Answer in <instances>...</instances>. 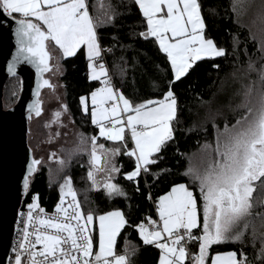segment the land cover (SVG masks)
<instances>
[{"label":"snow or ice","instance_id":"1","mask_svg":"<svg viewBox=\"0 0 264 264\" xmlns=\"http://www.w3.org/2000/svg\"><path fill=\"white\" fill-rule=\"evenodd\" d=\"M133 2L146 22V31L140 36L145 40L155 39L173 73L163 99L135 104L113 87L105 65L99 62L103 49L97 30L116 14L109 0H96L94 5H90L89 0H0V12L13 18L17 25V52L8 67L12 75H15L16 65L23 62L32 64L41 77L49 71L52 58L49 42L59 49L63 58L86 50L89 79L103 86L90 97L91 121L99 135L90 138L81 135L80 144H90L88 180L93 188H99L101 182L97 176L104 173L103 189L110 197L125 195L112 182L118 171L114 157L120 154V147L109 149L97 141L103 138L119 144L125 148L127 156L134 158L135 169L125 177L128 181H137L142 173L151 174L150 166L163 158L161 153L175 140L179 123L178 99L171 85L187 76L197 62L227 55L224 48L206 36L201 0ZM247 2L236 0L237 4ZM90 7L96 8L95 16ZM253 24L260 32V51L264 52V15H258ZM247 71H256L251 62ZM259 76L264 85V67ZM40 87L53 86L42 79L37 99L29 108L36 117L42 115ZM242 87L243 99L237 107L243 114L231 126L225 124L222 131L217 129L214 148L205 144L202 149L208 152L211 148L214 158H210L203 169L190 164L184 173L198 183L202 205L198 206L196 196L187 185H175L159 198V222L148 219L147 224L141 223L136 229L144 245L159 250L158 264H186L187 261L191 264H250L246 255L236 251L210 254L213 246L243 243L248 229L253 227L254 216L264 223V213L253 211L256 201L264 196V86ZM80 104L88 114V98L82 97ZM61 116L62 112L56 111L45 127L60 126ZM129 134L134 145L131 150L127 147ZM39 163L32 160L29 177ZM59 163L63 166L65 161ZM28 187L26 178L24 188ZM94 219L99 222L97 251H94L91 227ZM21 224L14 264H130L128 255L116 251L117 238L127 225L124 214L112 211L95 217L92 211L85 213L70 179L61 187L54 216H48L39 206L38 197H33ZM194 230H199V234ZM191 242L198 243L196 254L188 250ZM261 257L264 258V249Z\"/></svg>","mask_w":264,"mask_h":264},{"label":"trees","instance_id":"2","mask_svg":"<svg viewBox=\"0 0 264 264\" xmlns=\"http://www.w3.org/2000/svg\"><path fill=\"white\" fill-rule=\"evenodd\" d=\"M115 9L111 21L97 30L101 47L110 49L106 57L108 70L115 89L122 92L134 104L149 99L160 100L169 90L172 81L170 65L157 47L154 38L145 40L140 33L146 31L144 21L133 0H109ZM202 15L206 22V36L218 47L226 50L225 57L197 62L189 74L171 85L179 105V123L176 124L175 140L162 151L159 163L150 166L151 174L144 179L128 181L123 176L134 169V160L125 154V148L119 144L99 139L106 147H120L117 155V176L114 182L125 193L124 196H108L102 190H94L88 180V152L90 144L81 145L80 136H96V127L90 124L89 112H82L80 99L102 87L99 81L89 79V61L83 49L75 56L63 58L56 48L50 47L58 55L60 68L59 82L62 86L64 105L78 129V140L73 147L63 148L65 165L59 179L49 185L46 167H40L30 177L28 189H24L20 206L36 194L38 204L44 210L53 209L57 202V188L66 179L72 181L78 200L85 213L92 211L95 217L112 211H120L127 221L126 227L117 238L116 251L130 257V264H157L159 251L151 245H144L135 227L152 215L151 201L166 193L172 186L184 183L189 188L185 176L187 155L197 151L202 144L212 141L217 129L231 124L243 114V110L232 111V106L214 109L211 101L220 83L234 72L246 74L251 85L264 67V52L260 51L261 40L258 37L254 18L260 15L264 0H248L237 4L236 0H201ZM90 5L96 0H89ZM95 16L96 8L90 7ZM16 18H19L18 16ZM252 63L256 71L248 72ZM219 65V67H214ZM21 88L19 77L8 78L3 85L2 104L7 108L17 100ZM128 150L130 143L128 141ZM70 152L69 154H66ZM194 191V189H193ZM196 195V192L194 191ZM256 194H254L255 196ZM199 206V199L196 195ZM255 212L264 213V196L256 201ZM253 227L249 228L243 243L213 246L210 254L236 251L246 255L250 264H264L261 250L264 249V223L259 217L252 218ZM94 246L96 225L92 226ZM199 234V230H194ZM192 254L198 252V243H189ZM186 264H189L187 261Z\"/></svg>","mask_w":264,"mask_h":264},{"label":"rangeland","instance_id":"3","mask_svg":"<svg viewBox=\"0 0 264 264\" xmlns=\"http://www.w3.org/2000/svg\"><path fill=\"white\" fill-rule=\"evenodd\" d=\"M260 15H264V7ZM256 19L257 17L254 18V20ZM257 32L259 33L258 37L261 40V35H260L258 28H257ZM48 50L50 51L52 58L49 61L50 70L44 75V77L50 82V84L53 87H46L40 91L39 99L41 101V106H42V115L40 117H36L33 114L30 115L31 118H29L28 123H27L26 142H27L28 148L30 149L32 158L40 161V163L37 165L36 171H38L40 167H46L48 184L53 185V183L59 179L61 172L64 169L65 164L62 166L59 163V161L61 160L65 161L64 159L65 153L62 152L63 148L73 147V144L75 143V141L78 140V129L76 128L73 121L71 120L68 112L67 111L64 112L65 105H64V99H63V91H62L61 83L59 82L60 68L58 65V55L55 51H53L50 45L48 46ZM247 74L248 73L243 74L240 72H234L233 74L226 77L220 83L214 95V98L211 101V107L214 109H217V108H221L222 106H226V105L228 106V103H230L229 105L232 106V109H230L232 113L233 111L242 110V109H239L237 106L241 103L243 99L242 93L244 89L242 86H247L246 85L247 83L246 75ZM253 80L254 82L251 85L255 89H259L262 86H264L262 85V82L260 81V76L254 78ZM91 93L87 97L90 124H92L91 100H90ZM80 106H81L82 112H84L83 106L81 104ZM56 111L62 112L61 125L60 126L53 125L51 128H46L45 124H47L53 119L54 113ZM238 118L239 117H237L234 121H232V123L229 124V126L234 124ZM223 128L220 130L222 131ZM57 132L59 133V136L55 135V133ZM216 135H217V131L214 133L212 141L210 140L209 142L202 144V146L197 151H194L193 153L187 155V158H186L187 164H186L185 172L189 168L190 164L193 167L201 168V169L207 167L209 159L214 158L215 156V153L211 152V148L215 147ZM49 137H51V140L49 139ZM205 144H208L211 146L208 152H205L202 150ZM209 152H211V157L209 156ZM69 153L70 152L66 154H69ZM88 163H89V157H88ZM89 170H90V165H89ZM114 176L116 178L117 174L115 173ZM185 176H186L188 183L193 186V189L196 192V195L199 199V206L202 205V198L200 197L198 183L194 181L191 176H188V175H185ZM97 179L101 182L100 187L93 188V189L102 190L103 192L106 193V191L103 189V182L106 180L105 174L99 173L97 176ZM114 180L115 179L112 180L113 183H114ZM30 181H31V178H29V182ZM64 182L62 181L56 190L57 198H58L57 200H60L61 187L63 186ZM189 189L193 191V189L191 188ZM166 193H168V191ZM33 197H37L36 194L31 195L26 200L24 204L25 211L28 210V205L33 203ZM157 203L158 202L156 201L155 203L156 206H157ZM201 218H202V215H201ZM218 253H224V252H218Z\"/></svg>","mask_w":264,"mask_h":264},{"label":"water","instance_id":"4","mask_svg":"<svg viewBox=\"0 0 264 264\" xmlns=\"http://www.w3.org/2000/svg\"><path fill=\"white\" fill-rule=\"evenodd\" d=\"M16 27L13 18L0 12V264H8L13 224L25 189L24 181L30 178L33 158L26 142L27 123L32 114L29 108L48 72L41 77L27 62L16 65L15 75L8 71L17 52ZM10 77H19L21 88L16 102L3 108V85ZM43 88L46 87L39 90Z\"/></svg>","mask_w":264,"mask_h":264},{"label":"built area","instance_id":"5","mask_svg":"<svg viewBox=\"0 0 264 264\" xmlns=\"http://www.w3.org/2000/svg\"><path fill=\"white\" fill-rule=\"evenodd\" d=\"M103 49L102 53H101V56H102V59L99 61L100 63H103L108 71V74L110 76V73H109V70H108V65H107V62H106V57L107 55L110 53V49L107 48V47H101ZM111 77V76H110ZM113 85V84H112ZM103 86V85H102ZM114 87V86H113ZM144 173H142L140 175V177L142 179H144ZM60 202V200H58L57 204ZM56 204V206H57ZM56 206L51 209V210H45V212L47 213L48 216H54L55 215V208ZM151 207H152V215L149 216V217H146V219L141 222V223H145L147 224V221L148 219H152V220H155L157 222H159V218L156 216V212H157V208H156V205L151 201ZM27 211L24 210V206H19V208L17 209V213H16V217H15V221H14V224H13V234H12V238H11V246H10V253H9V260H8V264H14V258H15V252L16 250L18 249V246H17V241L20 239V236H21V228H22V224H21V220L22 219H25L26 218V215H27ZM139 223L135 229H137V227L141 224ZM138 233V232H137ZM139 235V234H138ZM140 237V236H139ZM152 246V245H151ZM154 247V246H152ZM188 247V250H189V244L187 245ZM155 248V247H154ZM157 249V248H155ZM158 250V249H157ZM190 252V251H189ZM191 253V252H190ZM189 264H191L190 261H188Z\"/></svg>","mask_w":264,"mask_h":264},{"label":"crops","instance_id":"6","mask_svg":"<svg viewBox=\"0 0 264 264\" xmlns=\"http://www.w3.org/2000/svg\"><path fill=\"white\" fill-rule=\"evenodd\" d=\"M138 7V6H137ZM142 15V14H141ZM155 40V39H154ZM49 43H51V42H49ZM52 44V43H51ZM157 44V43H156ZM53 45V44H52ZM54 46V45H53ZM157 47H158V49H159V46H158V44H157ZM57 50V52L59 53V55H61L62 56V53L59 51V49H56ZM84 51V54H85V57L87 58V56H86V50H83ZM162 53V52H161ZM163 54V53H162ZM164 56H165V54H164ZM166 57V56H165ZM167 59V58H166ZM168 61V60H167ZM168 63H169V61H168ZM169 65H170V63H169ZM170 69H171V66H170ZM171 75H172V79H173V73H172V69H171ZM163 99V98H162ZM99 135V132H98V129L96 128V136H98ZM128 141H129V143H130V149L129 150H131L133 147H134V145H133V143H132V141H131V139H130V134L128 135ZM101 140H104L103 138H100ZM105 141V140H104ZM109 142V141H108ZM106 147V146H105ZM106 148H109V147H106ZM109 149H112V148H109ZM133 160H134V158H133ZM114 163H115V165H116V167H117V156H115L114 157ZM118 168V167H117ZM134 169H135V162H134ZM134 169L132 170V171H134ZM131 171V172H132ZM131 172H129V173H131ZM129 173H127V174H129ZM117 174V173H116ZM127 174H125L124 176H123V178L124 179H126L125 177H126V175ZM127 180V179H126ZM115 183V182H114ZM180 184H184V183H180ZM176 185H178V184H176ZM175 186V185H174ZM173 187V186H172ZM171 187V188H172ZM171 188L168 190V193L170 192V190H171ZM168 193H166V194H168ZM165 193L163 194V195H161L160 197H162V196H164V195H166ZM159 197V198H160ZM159 198H157V202L159 201ZM156 203V202H155ZM156 208H157V206H156ZM156 216L159 218V215H158V210H157V212H156ZM201 220H202V218H201ZM94 223H95V225H96V232H95V234H96V241H95V246H94V251H97L98 250V224H99V222H98V219H94ZM93 226V225H92ZM143 243V242H142ZM144 244V243H143ZM159 251V250H158ZM226 252H228V251H226ZM159 255H160V252H159ZM158 261H159V257H158ZM158 261H157V264H158Z\"/></svg>","mask_w":264,"mask_h":264}]
</instances>
